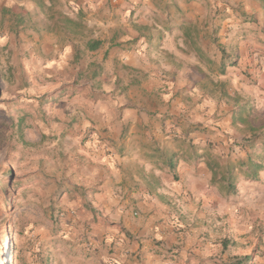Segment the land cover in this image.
Returning <instances> with one entry per match:
<instances>
[{
  "label": "rangeland",
  "instance_id": "374dc122",
  "mask_svg": "<svg viewBox=\"0 0 264 264\" xmlns=\"http://www.w3.org/2000/svg\"><path fill=\"white\" fill-rule=\"evenodd\" d=\"M218 3L223 9L209 18L211 38L201 61L205 73L199 74L200 92L194 100L196 106L204 97L208 100L209 118L190 122L181 116L178 120L184 137L176 145L177 152H196V167L198 162L208 167L212 158L224 165L249 152L243 148L249 131L233 123L234 104L223 96L224 90L248 100L253 124L264 127V3ZM5 14L0 12V17ZM227 18L232 21L221 32L216 24ZM33 22L44 24L39 14L29 18L28 23ZM44 61L43 52L34 55L10 38L0 40V180H10L6 182L10 191H0V264H113L119 252L117 238L97 241L96 210L89 200L81 199L89 189L72 184L78 166L96 164L91 152H109L107 145L102 147L103 141L95 140L98 120L93 103L98 97L91 96L89 87H82L91 85L90 73L85 74L90 66L76 53L62 55L52 71L46 70ZM60 90L66 94L57 97ZM45 95L55 102L42 105ZM195 127L193 132L202 138L188 140ZM257 160L264 165V158ZM5 171L10 174L4 176ZM196 173L197 178H204L198 168ZM210 174L204 186L208 191L186 202L193 207L192 213L203 217L166 235L162 227L155 228L144 242L131 237L130 245L137 250L130 246L132 251L119 263L148 264L150 254L137 255L145 245L149 253L156 250L164 264H173L181 245L171 236L184 230L189 231L190 253L191 249L211 250L216 263L250 255L251 264H264V171L256 181L240 175L236 192L230 194L222 192L221 183L214 182ZM17 182L25 185L15 188ZM182 205L177 202L173 210L181 214Z\"/></svg>",
  "mask_w": 264,
  "mask_h": 264
},
{
  "label": "crops",
  "instance_id": "0c3cea01",
  "mask_svg": "<svg viewBox=\"0 0 264 264\" xmlns=\"http://www.w3.org/2000/svg\"><path fill=\"white\" fill-rule=\"evenodd\" d=\"M44 2L42 6L40 0H0V12L6 13L0 17V40L10 38L34 55L43 52L47 71L60 65L62 55L75 53L90 66L85 74L90 73L91 85L82 87L98 97L93 103L98 120L95 140L103 141L109 152H91L96 164L78 166L72 184L89 189L81 199L96 210L97 241L113 242L116 237L119 252L113 264H120L132 251L130 246L137 250L130 245L131 237L144 242L155 228L162 227L166 235L204 215L192 213L186 202L208 191L204 186L211 174L204 162L195 166L196 152H177L184 137L178 120L209 118L208 100L194 103L205 67L190 43L198 38L207 51L209 18L223 7L219 0H56L55 11L79 20L80 32H73L54 27L51 3ZM34 14L43 18V26L28 23ZM228 21L231 18L216 24L221 32ZM93 41L100 42L96 49L88 47ZM200 138L190 132L188 140ZM197 168L204 178H197ZM179 201L181 214L173 210ZM171 237L181 245L173 264H189L188 259L190 264L227 263L211 259V250L190 253L189 231ZM149 250L144 245L137 255L150 254L148 264H164L156 250Z\"/></svg>",
  "mask_w": 264,
  "mask_h": 264
},
{
  "label": "trees",
  "instance_id": "16d2710c",
  "mask_svg": "<svg viewBox=\"0 0 264 264\" xmlns=\"http://www.w3.org/2000/svg\"><path fill=\"white\" fill-rule=\"evenodd\" d=\"M51 3L49 18L53 22L54 27L58 28H67L72 31L79 29L81 24L79 20H74L68 15L63 14L62 12L55 11L54 7L56 5V0H49ZM264 3V0H260ZM40 4L42 6L45 5L44 0H40ZM191 30L188 29V35L191 36ZM195 33L198 35V31L194 30ZM100 42L93 41L88 44L90 49H96L99 47ZM199 57L200 61H203L204 56L206 55V51L202 48L199 44L198 38L197 40H193L190 43ZM209 62L211 59H207ZM235 60H231L230 63H233ZM225 63L221 64V70L225 71ZM66 93L63 90L59 91L57 97H62ZM223 96L228 99V101L234 104V116H233V123L240 124L246 127L249 131V138L246 140L245 144L243 145L244 149H248L249 152L247 153L245 158L239 159L237 161L228 160L226 164H220L216 158H212L208 162V168L212 173V180L216 183H221V191L225 192L226 194L235 193L236 192V180L237 178L242 175L246 180L256 181L259 179V175L262 171H264V165L262 162L258 161L257 159L264 158V127L263 125L255 126L250 118V103L248 100H245L241 95L238 93L230 94L227 90L223 91ZM43 100L41 101L42 105L47 103H54L55 100H49V96H43ZM57 97H53L56 99ZM17 109V108H14ZM16 111L13 112V114ZM197 131V127L194 128ZM4 176L10 174V172H4ZM6 182H10L7 178H2L0 180V191L5 192L10 191L9 186ZM22 182H17L14 187L18 188L22 186ZM8 202V199L5 200ZM253 261V257L248 255L242 258H237L233 262H229L226 264H251Z\"/></svg>",
  "mask_w": 264,
  "mask_h": 264
}]
</instances>
